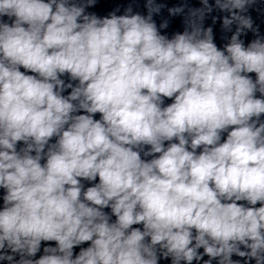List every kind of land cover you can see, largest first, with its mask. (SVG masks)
I'll list each match as a JSON object with an SVG mask.
<instances>
[{"label":"clouds","instance_id":"9594fccd","mask_svg":"<svg viewBox=\"0 0 264 264\" xmlns=\"http://www.w3.org/2000/svg\"><path fill=\"white\" fill-rule=\"evenodd\" d=\"M96 2L0 0V264H264L258 0Z\"/></svg>","mask_w":264,"mask_h":264},{"label":"water","instance_id":"95a60500","mask_svg":"<svg viewBox=\"0 0 264 264\" xmlns=\"http://www.w3.org/2000/svg\"><path fill=\"white\" fill-rule=\"evenodd\" d=\"M145 2L146 0H97L96 5L93 8L88 9L90 12H95L97 15L103 17L108 15L110 12L119 9L117 12V15H122L124 13L125 8H127L129 5L133 7L134 12H139L141 14H147V10L145 8ZM158 2H162L167 4L168 7L177 5L181 2V0H158ZM189 4L191 6H200V0H188ZM213 15H219L222 16V13H213ZM250 15L252 16L255 25H258L260 28L261 34H264V0H258V3L254 8L250 9ZM154 19L156 20L157 24L163 20V19H169L170 25L169 28L166 30H162L163 32H166L169 36H171L174 32L183 31V18L182 17H169V14L167 12V9L162 10V14L159 16H155ZM207 25H212L211 18H208L205 22ZM235 27V26H234ZM233 27V30H234ZM214 28V42L217 44L218 47H223V45L227 42V37H229L230 33H225L221 29V21H217L215 25H213ZM254 38L253 34L249 32L246 37H242V39L245 40V43L247 44ZM254 75L255 74H251ZM67 81V77H65ZM70 91V89L68 90ZM68 93L65 92V95ZM165 103H171V101L166 100ZM96 119H99V114H96ZM224 138H226V134L224 135ZM143 158V157H142ZM151 157H148L147 159H150ZM98 182V181H97ZM86 186H90L86 183ZM3 190L0 189V196H2ZM2 199H0V206H2ZM258 206V205H257ZM106 211H110L109 209H106ZM115 219V217H113ZM45 242H42V248L43 244ZM52 243L54 246L55 242H48ZM83 247H87V244L83 245ZM41 248V252L37 254V258L39 255L43 254ZM79 248L75 249V252H78ZM234 259H238V257H233ZM207 259V257H205ZM160 264H169V261L167 260H161ZM215 264V262H214Z\"/></svg>","mask_w":264,"mask_h":264}]
</instances>
